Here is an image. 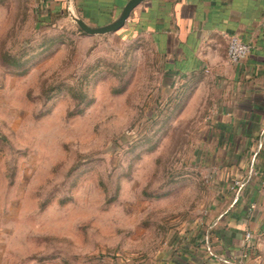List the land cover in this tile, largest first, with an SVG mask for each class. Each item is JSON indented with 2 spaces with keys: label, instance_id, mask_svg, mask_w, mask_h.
<instances>
[{
  "label": "rangeland",
  "instance_id": "1",
  "mask_svg": "<svg viewBox=\"0 0 264 264\" xmlns=\"http://www.w3.org/2000/svg\"><path fill=\"white\" fill-rule=\"evenodd\" d=\"M37 6L0 0V264H188L213 193L206 95L133 25L89 34Z\"/></svg>",
  "mask_w": 264,
  "mask_h": 264
},
{
  "label": "crops",
  "instance_id": "2",
  "mask_svg": "<svg viewBox=\"0 0 264 264\" xmlns=\"http://www.w3.org/2000/svg\"><path fill=\"white\" fill-rule=\"evenodd\" d=\"M128 1L73 0V5L85 21L104 25L116 20ZM36 2L48 20L69 15L68 0ZM126 24L151 42L165 72L200 86L206 95L207 134L196 160L206 167L213 193L206 230L194 231L187 244L188 264H261L264 0H145ZM234 33L253 45L240 63L227 55V35ZM237 179L243 186L232 188ZM247 231L253 232L250 245Z\"/></svg>",
  "mask_w": 264,
  "mask_h": 264
},
{
  "label": "water",
  "instance_id": "3",
  "mask_svg": "<svg viewBox=\"0 0 264 264\" xmlns=\"http://www.w3.org/2000/svg\"><path fill=\"white\" fill-rule=\"evenodd\" d=\"M145 0H129L126 6L123 8L122 12L118 18L108 24L104 25H93L85 21L77 12L75 11L73 0H68V14L69 17L84 31L89 34H105L115 32L123 28L132 11Z\"/></svg>",
  "mask_w": 264,
  "mask_h": 264
},
{
  "label": "built area",
  "instance_id": "4",
  "mask_svg": "<svg viewBox=\"0 0 264 264\" xmlns=\"http://www.w3.org/2000/svg\"><path fill=\"white\" fill-rule=\"evenodd\" d=\"M252 43L244 41L241 36L238 34H229L227 35V55L228 59L232 63H240L243 62L250 54L252 50ZM243 186L241 179H237L233 182L232 188H241ZM246 240L250 245L253 240V232H246ZM248 254H244L246 257Z\"/></svg>",
  "mask_w": 264,
  "mask_h": 264
}]
</instances>
